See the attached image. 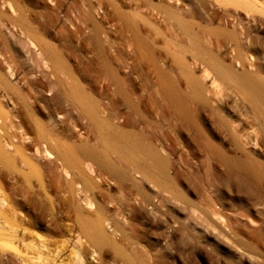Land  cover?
I'll use <instances>...</instances> for the list:
<instances>
[{
	"label": "rangeland",
	"instance_id": "1",
	"mask_svg": "<svg viewBox=\"0 0 264 264\" xmlns=\"http://www.w3.org/2000/svg\"><path fill=\"white\" fill-rule=\"evenodd\" d=\"M149 4L140 0H23L25 36L19 42L8 33L7 45L0 40L1 59L7 57L12 66L24 60L20 71L38 74V105L33 104L35 91L27 85L23 90L38 122L61 125L65 118L74 117L78 129L67 121V135L74 134L67 142L84 140L93 147L102 141L107 149L93 151L90 159L68 151L74 161L67 170L75 178L69 202L63 189H42L38 181V218L43 221L24 210L26 221L32 222L25 244L35 246L34 252L45 264H264V203L246 200L232 191L225 177L215 174L226 166L229 151H189L187 146L183 151L166 147L164 151H115L121 76L118 18L120 12L136 10L147 19ZM9 30L14 32L12 26ZM173 44L172 40L168 43L170 49H175ZM4 67L0 65L1 72ZM156 73L152 71L155 80ZM195 74L199 76L197 70ZM203 85L209 89L210 82L203 81ZM141 89L138 96L145 94ZM73 91L85 99V112L74 105ZM56 98L65 105L64 111L56 108ZM67 100L74 104L66 106ZM220 107L217 117L227 116V109ZM139 109L148 120L145 103ZM210 125L211 118L204 115L200 122L204 135L219 143L209 133ZM45 131L48 137L67 140V136ZM216 153L223 156L222 166L215 163ZM136 158L152 163L158 159L161 171L153 176L150 169L135 166L132 160ZM79 162L92 166L97 176L84 168L88 178L84 182L77 175ZM79 186L85 188L83 192ZM86 198L92 207L84 204ZM97 225L103 238L96 233ZM38 237L46 243L43 252L37 249ZM60 248V256L52 260Z\"/></svg>",
	"mask_w": 264,
	"mask_h": 264
},
{
	"label": "bare ground",
	"instance_id": "2",
	"mask_svg": "<svg viewBox=\"0 0 264 264\" xmlns=\"http://www.w3.org/2000/svg\"><path fill=\"white\" fill-rule=\"evenodd\" d=\"M140 2H150L149 18L136 10L129 14L120 12L117 17L121 76L116 101L119 121L113 135L115 151H164V147L167 151H183L186 146L189 151H229L226 166L216 169V176L225 177L232 191L246 200L264 203V0ZM24 23L23 0H0L3 44L9 41L8 33L20 42L25 36ZM8 26L14 32H8ZM171 40L175 49L168 46ZM7 59L0 58V65H5L4 72L0 70V264H45L34 252L36 247L25 244L32 222L26 221L24 210L43 221L38 218V181L42 189H63L68 193L65 202H69L75 178L67 170L74 161L68 151L76 150L82 159H87L94 157L93 151L107 149L102 141L93 147H88L84 140L67 142L74 135H67V121L71 128H77V119L71 114L61 125L55 121L39 123L23 92L25 85L30 86L35 91L32 102L38 105V74L21 72L24 60L12 66ZM152 69L157 71L156 80ZM203 81L210 82L209 89ZM138 88H143L145 94L138 96ZM73 92L76 103L67 100L66 106L74 104L85 112V99ZM144 103L148 120L139 109ZM54 104L64 111L65 105L62 107L59 99ZM220 106L227 109V116L217 117ZM204 115L211 118L209 133L219 143L214 144L204 135L200 126ZM142 122L145 125L141 126ZM46 129L50 134L67 136V140L48 137ZM222 157L221 153L216 155L218 166H222ZM132 161L136 167L150 169L153 176L159 171L158 159L154 163L145 158ZM82 164L81 169L76 165L79 178L87 182L84 168L97 176L92 166ZM83 188L79 186L78 191L83 192ZM84 202L86 206L92 205L87 198ZM216 215L221 219L220 211ZM99 229L96 233L103 238ZM42 241L38 237L39 252L46 244ZM62 251L56 249L52 260Z\"/></svg>",
	"mask_w": 264,
	"mask_h": 264
}]
</instances>
